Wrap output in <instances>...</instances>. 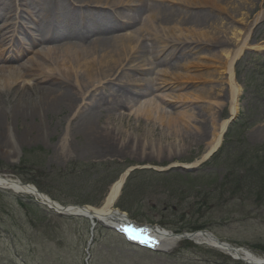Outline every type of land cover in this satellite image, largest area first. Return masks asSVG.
<instances>
[{
	"label": "rangeland",
	"instance_id": "rangeland-1",
	"mask_svg": "<svg viewBox=\"0 0 264 264\" xmlns=\"http://www.w3.org/2000/svg\"><path fill=\"white\" fill-rule=\"evenodd\" d=\"M22 3L14 0L15 12L0 19V66L45 64L37 52L44 47L37 38L43 36ZM165 3L205 15L190 22L182 16L169 26L151 21L155 32L189 47L183 58L171 61L174 65L143 75L154 78L166 71L167 86L135 103L120 98L125 106L99 115L87 130H79L77 117L65 110L11 120V130L0 131V175L33 184L62 205L87 201L100 207L113 184L109 183L137 168L143 173L128 189L129 210L123 211L130 221L148 228L159 225L175 234L207 230L264 258V190L260 194L257 174L258 153L261 156L264 148V0ZM45 46L54 50V45ZM239 49L233 65L234 95L227 63ZM31 102L24 105L29 112L42 105ZM153 105L166 115L187 113L180 120L189 131L174 135L175 122L169 126L149 113L147 107ZM231 120L232 138L227 141V132L220 149L205 158L209 136ZM259 128L262 135L255 137ZM64 137L71 145L62 150ZM241 154L247 165L237 163ZM236 164L239 173H232L229 168ZM90 228L85 218L61 216L32 196L0 188V264H249L205 242L189 240L164 242L162 250L148 252L100 223L87 263Z\"/></svg>",
	"mask_w": 264,
	"mask_h": 264
},
{
	"label": "bare ground",
	"instance_id": "bare-ground-1",
	"mask_svg": "<svg viewBox=\"0 0 264 264\" xmlns=\"http://www.w3.org/2000/svg\"><path fill=\"white\" fill-rule=\"evenodd\" d=\"M21 1L30 10L31 19H35L36 31L43 36L42 39L37 38L44 41L41 44L44 47L37 52L44 58L45 64L39 67L23 65L18 69L6 64L0 66V102L4 100L5 104L0 105V131L9 132L10 121H18L24 115L35 114L37 117L43 113L48 116L64 110L69 116L74 114L77 117L75 124L79 130H87L94 126L99 115L114 113L125 106L120 98H124L128 104L135 103L141 97L164 89L168 81L166 71H160L154 78H146L143 75L154 68L174 65L171 61L183 58L189 47L185 41L155 32L151 21L169 26L182 16H188L189 22L205 17L187 7L168 6L165 0ZM0 3V19L4 15L9 18L12 12H15V6L12 5L14 0H0ZM92 6L102 8L93 9ZM14 14L18 17L17 12ZM45 45H54V50H48L50 46ZM170 47L171 50L168 51ZM240 52L241 49L227 63L234 95L236 88L233 65ZM12 58L14 57L9 59ZM26 80H33V87H22L20 83ZM99 87L111 90L103 93L98 90ZM33 100L40 101L42 105L29 112L24 105L31 104ZM147 110L158 116L162 122L169 123V126L175 122L174 135L182 136L183 132L189 131L187 124L180 120L187 113L166 115L160 112L158 105L148 106ZM211 122L215 124L213 117ZM228 123L229 121L223 122L209 136L205 158L219 147ZM260 135L262 128H259L254 136ZM70 145L69 139L64 137L61 149L64 150ZM124 181L125 175H122L113 184L104 207H99L98 210L69 208L64 211L60 203L54 204L45 195L39 194V191L35 190L36 186H28L18 179L1 175L0 188L32 196L54 211L57 209L68 214L88 215L95 228L100 222L118 226L128 221L125 213L114 211L112 208L121 193ZM189 239L219 247L254 264L264 263V258L254 256L247 248L222 243L223 241L215 239L209 231H196L194 235H189ZM148 241L153 246H159L162 242L176 244L180 240L168 234L167 229L157 227L149 230Z\"/></svg>",
	"mask_w": 264,
	"mask_h": 264
},
{
	"label": "trees",
	"instance_id": "trees-1",
	"mask_svg": "<svg viewBox=\"0 0 264 264\" xmlns=\"http://www.w3.org/2000/svg\"><path fill=\"white\" fill-rule=\"evenodd\" d=\"M231 135H232V133L229 131L228 134H227V136H226L227 141H229V139L232 138ZM223 150H224V149L221 150V153H222V154H223ZM260 154H261V156H260L259 153H258V156H259V158H258V163H259V165H258L257 174H258V186H259V190H260V194H261V192L264 190V186H262V184L264 183V148L262 149V151H260ZM245 156H246V155H244V154L239 155V157H238V159H237V163H238V164H241V163L245 162V164L247 165L249 161H246ZM214 159H215V157H214ZM217 159H218V158H217ZM237 168H239V167H238L237 164H236L235 166H233V168H229V169H230V171H231L232 173H235L236 171H237V173H239V171H238ZM240 169H241V168H240ZM142 173H143V171L136 170V171H135V172L129 177L128 182H127V184H126V186H125V188H124V190H123V194H122V196H121V198H120V200H119V202H118V204H117V207H118V208H120V209H122V210H124V211L129 210V208H127V207L125 206V200H126V197H127L128 189L131 187V185H132V183H133L135 177L138 176V175H142ZM262 176H263V177H262ZM228 179L232 181L233 178L229 176ZM113 180H114V179H113ZM245 181H246V179H239V182H240V183L245 182ZM111 183H112V182H111ZM111 183H109V185H110ZM240 185H241V184H240ZM260 185H261V186H260ZM107 186H108V185H106V187H107ZM105 192H106V188H105V189H102V194H104ZM76 203H78V204H95V205L97 204L96 202H87V201H78V202H76Z\"/></svg>",
	"mask_w": 264,
	"mask_h": 264
},
{
	"label": "water",
	"instance_id": "water-1",
	"mask_svg": "<svg viewBox=\"0 0 264 264\" xmlns=\"http://www.w3.org/2000/svg\"><path fill=\"white\" fill-rule=\"evenodd\" d=\"M230 122H232V120L230 121ZM220 148V146L215 150V151H213L211 154H210V156L209 157H211L212 155H214L216 152H217V150ZM208 157V158H209ZM134 169H136V168H133V169H130L128 172H127V174H126V177L130 174V172H132ZM40 194V193H39ZM52 203H54V204H56L54 201H52V200H50ZM69 208H70V206H67V207H61V209L62 210H64V211H67V210H69ZM71 208H80V209H89V207H87V206H85V207H77V206H73V207H71ZM62 210H57L58 211V213L59 214H63V215H66V213L65 212H62ZM91 212V211H90ZM91 214L92 215H94L95 217H97V215L92 211L91 212ZM71 215H80V214H78V213H72ZM83 216H85V215H83ZM85 217H89V216H85ZM204 233H207L206 231H204ZM212 235V234H211ZM215 237V236H214ZM179 238H183V239H189V235H187V234H183V235H179ZM215 239H217L218 240V238L217 237H215ZM91 243H92V238H91V240H90V242H89V246L91 245Z\"/></svg>",
	"mask_w": 264,
	"mask_h": 264
},
{
	"label": "snow or ice",
	"instance_id": "snow-or-ice-1",
	"mask_svg": "<svg viewBox=\"0 0 264 264\" xmlns=\"http://www.w3.org/2000/svg\"><path fill=\"white\" fill-rule=\"evenodd\" d=\"M132 238H135L134 236Z\"/></svg>",
	"mask_w": 264,
	"mask_h": 264
}]
</instances>
